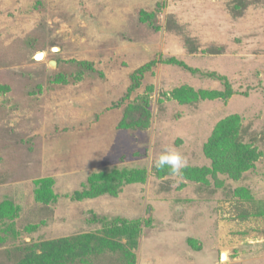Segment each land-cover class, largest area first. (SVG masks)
<instances>
[{
	"label": "rangeland",
	"instance_id": "374dc122",
	"mask_svg": "<svg viewBox=\"0 0 264 264\" xmlns=\"http://www.w3.org/2000/svg\"><path fill=\"white\" fill-rule=\"evenodd\" d=\"M50 242L45 264H264V0H0V262Z\"/></svg>",
	"mask_w": 264,
	"mask_h": 264
},
{
	"label": "trees",
	"instance_id": "16d2710c",
	"mask_svg": "<svg viewBox=\"0 0 264 264\" xmlns=\"http://www.w3.org/2000/svg\"><path fill=\"white\" fill-rule=\"evenodd\" d=\"M215 135H213V136H215V137H212L211 139H210V141H209V143H207V146H206V149H207V151H208V149H210V150H212V149H214V151H215V155H212L211 157L214 159V162L213 163H215L216 162V160L217 159H215L214 157L217 155V154H221V153H223L224 151H223V149H222V147H221V143L223 144V143H225L224 141H227L228 140V138L229 137H227V136H229V133H228V135L227 134H222L221 136H216V133H214ZM235 139H237V138H235ZM212 143H215V145L213 144L212 145ZM233 145H234V151H236V152H239L240 150L241 151H243V152H246V153H248V154H250V157L248 158V160L246 161V156H242L241 157V159H240V168H238V170L237 171H239V170H242L244 167H248L247 165H248V163H249V159H253V151H249V150H244L242 147L243 146H245V145H243V144H241L238 140L237 141H235L234 143H233ZM225 149V148H224ZM229 150V149H228ZM226 151H227V149H226ZM223 168H224V166H222ZM228 167V166H227ZM222 171H226V170H222ZM94 218H96L97 219V221L98 220H101V221H104V223L106 222H109V220L107 219V218H105L104 216H95V217H93V220H94ZM119 219H121V220H124V221H126L125 219H122V218H114L113 220H111L110 222H112L113 224H116L117 223V221L119 220ZM137 221H139V220H137ZM147 221V219H145V222ZM109 222V224H111ZM140 225H141V223H139V224H137V228H139L140 227ZM143 225V224H142ZM60 244H58L57 242H50V243H47L46 244V253L45 254H40V255H36V259H34L33 257H29V259H24L23 261H21V263H18V264H45V259H46V257L48 256V255H50L52 252H54V250H56V251H60ZM31 253H33V252H31ZM31 259H33L34 260V262H33V260H31ZM0 264H3V263H1L0 262Z\"/></svg>",
	"mask_w": 264,
	"mask_h": 264
},
{
	"label": "clouds",
	"instance_id": "9594fccd",
	"mask_svg": "<svg viewBox=\"0 0 264 264\" xmlns=\"http://www.w3.org/2000/svg\"><path fill=\"white\" fill-rule=\"evenodd\" d=\"M154 166L158 170H164L167 167L171 173L177 174L187 167V160L175 148L165 147L154 161Z\"/></svg>",
	"mask_w": 264,
	"mask_h": 264
},
{
	"label": "water",
	"instance_id": "95a60500",
	"mask_svg": "<svg viewBox=\"0 0 264 264\" xmlns=\"http://www.w3.org/2000/svg\"><path fill=\"white\" fill-rule=\"evenodd\" d=\"M55 50H56V48H54ZM41 54H43V52H38V53H36L35 55H34V58L35 59H39L40 57H37L38 55H41ZM53 64H55V61H50V65H53ZM220 258L223 260V259H225L224 258V252H222L221 253V256H220Z\"/></svg>",
	"mask_w": 264,
	"mask_h": 264
},
{
	"label": "bare ground",
	"instance_id": "6f19581e",
	"mask_svg": "<svg viewBox=\"0 0 264 264\" xmlns=\"http://www.w3.org/2000/svg\"><path fill=\"white\" fill-rule=\"evenodd\" d=\"M37 57H40L41 58V57H43V54L38 55ZM224 258H225V253H224Z\"/></svg>",
	"mask_w": 264,
	"mask_h": 264
}]
</instances>
